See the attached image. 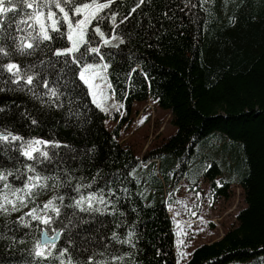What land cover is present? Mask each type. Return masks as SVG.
<instances>
[{
    "label": "trees",
    "instance_id": "trees-1",
    "mask_svg": "<svg viewBox=\"0 0 264 264\" xmlns=\"http://www.w3.org/2000/svg\"><path fill=\"white\" fill-rule=\"evenodd\" d=\"M133 6V0H115L113 10L118 13V24L119 14L127 15ZM53 11L61 15L58 9ZM105 25L111 27L110 21L106 20ZM15 27L13 24L8 31L20 35ZM117 33L128 34L123 44L101 46L111 65L107 70L111 94L125 110L123 120L113 130L105 128L106 116L91 102L78 73L65 77L60 72L63 58L54 68L47 66V61H57L49 51L56 46L55 40L42 42L33 56L13 55L11 59L21 65L36 63L34 71L50 82L57 75H61V85L65 79L75 80L79 95L72 93L76 87L72 83L61 87L65 93L61 97L63 108L42 106L23 83L12 84L10 73L0 67V88L5 89L0 91V107L4 108L0 130L7 128L25 138L42 137L70 146L54 150L49 147L50 153L56 152L55 159L38 165L44 174L59 175L62 181L64 169H70L74 177L71 185L49 188L36 200L42 208L54 195L64 196L61 215L56 217L50 212L56 221L51 228H64L57 248L67 247L79 259L95 252L99 260V253L104 252L109 264H178L167 210L176 202L179 184L189 183L188 170L195 165L198 145L214 136L225 149L217 159L222 164L211 162L205 172L212 182L211 193L215 199L226 198L230 188L237 187L245 204L236 214L233 227L220 239L197 246L182 264H231L264 257V0H145L119 24ZM50 34L59 38L57 33ZM86 59L99 60L94 55ZM7 62L0 56V63ZM148 101L169 113L176 131L151 145L140 158V152L135 153L121 141L120 129L132 104ZM28 114L41 121L39 126L31 124ZM22 162L31 163L14 148L0 143V166L23 172ZM223 173H227L226 179L218 187L215 179ZM81 177L83 183L96 177V183L79 194L101 188L107 192V187L115 190L119 199L114 214L81 212L66 206L78 198L73 186ZM9 181L21 186V181L13 177ZM197 181L191 185L196 186ZM33 206L28 203L10 216L0 214V264H43L32 253L33 244L40 230L53 232L30 217H25L32 225L29 228L17 219ZM113 230L122 239L133 231L135 246L112 241ZM112 254L123 256V260L112 261Z\"/></svg>",
    "mask_w": 264,
    "mask_h": 264
},
{
    "label": "snow or ice",
    "instance_id": "snow-or-ice-1",
    "mask_svg": "<svg viewBox=\"0 0 264 264\" xmlns=\"http://www.w3.org/2000/svg\"><path fill=\"white\" fill-rule=\"evenodd\" d=\"M150 2L151 0H149ZM133 3L134 6L130 8L127 15L119 14L121 15L119 24H123L131 13L145 3V0H133ZM114 4L115 0H0V33H3L0 35V42L5 39L11 41L10 44L0 43V56L8 60L7 63H0V67L10 73L9 79L12 84L19 86L23 83L42 106L63 108L64 103L61 97L65 96V93L61 91V87L67 88L68 84L72 83L76 85L73 87L72 93L79 95L77 92L79 85L76 84L75 80L65 79L64 84L61 85V75H57L56 80L50 82L39 71H34L37 68L36 63L21 65V63L11 59L13 55L33 56L40 49L42 42L55 40L56 46L49 51L53 52L57 61L49 60L47 66L54 68L55 64L60 62V58H63V67L60 72L65 77L68 76V73L72 75L78 73V79L86 86L87 94L92 97V103L100 107L102 111L105 110L102 104L109 98V94L105 92L103 85L106 84L108 89H112L111 81L107 79V70L111 65L105 60L101 46L118 47L119 44L124 43V36L128 35L127 33H117L119 27L117 23L118 13L113 10ZM53 8L58 9L61 15L57 16V12L53 11ZM106 9L107 12H105ZM21 13H23L22 16ZM18 16L21 17L19 20L16 19ZM106 20L110 21L111 27L105 25ZM5 24L7 27H4ZM13 24L16 26L15 31L20 35H14L8 31ZM50 33H57L59 38ZM113 40L118 41V43L113 44ZM41 51L43 50L41 49ZM93 55L99 58L98 62L95 60L90 62L89 59H86V57ZM39 63L43 65L45 61ZM131 71L134 72L135 69L133 68ZM37 89H42V91H37ZM4 90V88H0V91ZM71 99L72 94L70 93L69 103H71ZM3 111L4 108L0 107V112ZM69 113H71V109H69ZM27 118L30 119L32 125L39 126L41 123L31 114H28ZM0 143H3L6 148H14L25 161L31 162H22L25 169L23 172L19 168L7 169L0 166V182H3L2 188H0V214L10 216L12 212H18L27 207L28 203H32L34 206L17 218L21 225L26 228L32 227L31 223L25 220V217H30L31 221H38L50 228L53 233L64 231V228H51V225L56 221L50 215V212L55 213L56 217L61 215L64 196L54 195L43 204L42 208L36 204V200L49 188H56L63 184L71 185V180L74 177L71 175L70 169H64L65 179L62 181L59 175L44 174L38 165L45 164V162L51 163L55 159L56 152L50 153L49 147L54 150L60 147L69 148L70 146L62 145L58 140L42 137L25 138L8 131L7 128L0 130ZM9 159H13V157L9 156ZM207 167H211V165H207ZM9 177L20 180L21 186H14L9 181ZM82 181L83 177L73 186V190L78 194L81 189H91L92 185L96 183V177H93L88 183ZM123 191L126 192L127 189H123ZM109 197L113 199H109ZM118 199L115 190L112 187H107V192L101 188L96 191H89L87 195L79 194L78 198L74 199V203L66 206L79 209L81 212L101 214L110 212L114 214L117 211L115 201ZM54 201H60V204H56ZM110 205L111 207H109ZM120 215L122 216L123 213ZM68 223H72V220L69 219ZM120 226L121 224L117 222L116 228ZM133 236L134 232L128 231L126 237L122 239L113 230L111 240L134 247ZM55 239V236L49 237L48 231L42 229L34 241L32 253L35 257L41 258L43 264H54V262H58V264H109V261L104 258V252L99 253L101 256L99 260L96 259L97 254L95 252L85 259L74 258L67 247L57 248ZM106 249L107 246H105V251ZM124 255H130V253ZM111 260L119 262L123 260V256L112 254Z\"/></svg>",
    "mask_w": 264,
    "mask_h": 264
},
{
    "label": "rangeland",
    "instance_id": "rangeland-1",
    "mask_svg": "<svg viewBox=\"0 0 264 264\" xmlns=\"http://www.w3.org/2000/svg\"><path fill=\"white\" fill-rule=\"evenodd\" d=\"M117 43L118 41H115V44ZM103 87L109 94V98L102 104L105 110L102 111L94 103L93 105L106 116L105 128L113 130L118 122L123 120L125 110L120 103L114 100L107 85ZM89 98L92 102L90 95ZM175 131L169 113L148 101L132 104L131 111L121 126L120 134L122 135L121 141L130 145L135 153L140 152L139 157L141 158L151 145H156L169 138ZM224 149L223 145L217 143L214 136H208L198 145L194 157L195 165L188 170L189 183L179 184L175 194L176 202L170 207L171 210H167L173 226L178 264L187 261L197 246L220 239L228 229L235 225L236 214L244 207L241 190L237 187L230 188L226 198L215 199L211 193L212 182L205 175L210 167L206 168V166L211 165L209 164L211 162L222 164L221 160L218 162L217 159L223 155ZM226 175L227 173H223L215 179L216 183L219 182L218 187L225 181ZM196 178H198L197 185H191ZM231 264H264V257L259 256L245 262Z\"/></svg>",
    "mask_w": 264,
    "mask_h": 264
},
{
    "label": "water",
    "instance_id": "water-1",
    "mask_svg": "<svg viewBox=\"0 0 264 264\" xmlns=\"http://www.w3.org/2000/svg\"><path fill=\"white\" fill-rule=\"evenodd\" d=\"M53 236L56 237V239H55V243L57 244L58 241H59L60 232L49 234V237H53Z\"/></svg>",
    "mask_w": 264,
    "mask_h": 264
},
{
    "label": "bare ground",
    "instance_id": "bare-ground-1",
    "mask_svg": "<svg viewBox=\"0 0 264 264\" xmlns=\"http://www.w3.org/2000/svg\"><path fill=\"white\" fill-rule=\"evenodd\" d=\"M118 141V140H117ZM195 149V148H194ZM194 155V154H193ZM226 156V155H225ZM190 161H191V159H190ZM154 166V165H153ZM134 178V177H133ZM144 180V179H143ZM234 185V184H233ZM168 188V187H167ZM157 189V188H156ZM161 194V193H160ZM245 204V203H244ZM150 207V206H149Z\"/></svg>",
    "mask_w": 264,
    "mask_h": 264
}]
</instances>
